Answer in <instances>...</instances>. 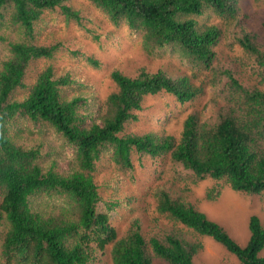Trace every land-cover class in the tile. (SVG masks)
<instances>
[{
    "label": "trees",
    "instance_id": "trees-1",
    "mask_svg": "<svg viewBox=\"0 0 264 264\" xmlns=\"http://www.w3.org/2000/svg\"><path fill=\"white\" fill-rule=\"evenodd\" d=\"M78 3L0 0L6 51L0 53V264H195L201 237L222 244L238 264H264V224L257 214L249 217L250 235L241 245L181 196L184 187L157 190L152 210L126 200L130 181L155 159L181 168L186 184L215 181L207 200H217L223 184L264 195V35L244 25L240 0ZM48 12L90 34L94 21L126 27L153 60L178 52L205 70L225 35L211 19H236L257 84L218 67L226 80L212 81L220 103L213 99L207 111L192 110L178 135L137 129L149 97L164 96L174 109L193 103L202 88L162 66L144 65L134 75L113 69L115 87L105 98L88 92L87 83L53 61L69 53L95 68L100 63L61 41L41 44ZM150 217L174 223L172 229L157 234Z\"/></svg>",
    "mask_w": 264,
    "mask_h": 264
},
{
    "label": "rangeland",
    "instance_id": "rangeland-1",
    "mask_svg": "<svg viewBox=\"0 0 264 264\" xmlns=\"http://www.w3.org/2000/svg\"><path fill=\"white\" fill-rule=\"evenodd\" d=\"M78 1L81 0H76L79 5ZM240 5L244 14L242 18L244 25L249 31L262 37L264 35L262 29L264 0H240ZM46 20L48 25L42 27L39 32L41 33V44L61 41L73 50L80 48L85 55L93 56L99 61L100 67L95 68L85 58L70 57L69 53H60L59 57L53 61L57 70L66 67L76 74L75 77L87 83L86 90L88 92L91 90L98 91V94L105 98L115 87L110 76L113 69L134 75L144 65H151L154 68L162 66L174 73L175 76H185L194 86L202 88L201 93L198 94L193 103L185 106L179 105L174 109L164 96L149 97L150 106L147 104V110L144 112L146 118L141 119L135 125L140 130H157L160 133L178 135L182 121L192 110L203 109L207 111L209 105H213V99L220 103L223 97L218 94L219 86L212 84V81L224 85L226 80L222 75H219L218 67L234 71L235 75L247 85L257 84L252 56L245 53V49L237 40L239 37L236 19L227 17L211 19L212 22L224 27L225 35L222 42L214 48L216 56L209 70L193 66L178 52L169 51L165 58L153 60L139 36L133 34L126 27L113 26L105 21H103L104 24L94 21L90 24L91 27H88L92 31L90 34L86 29L72 23H66L57 12H48ZM93 35H98L97 38L99 39H94ZM0 53H2L1 57L6 54L4 46H0ZM166 60H170V62ZM37 65H43V61H38ZM262 88L264 89V85ZM156 121L158 122L155 126ZM49 139L53 144H56L51 137ZM152 162L144 166L143 169L140 168L142 172L140 173L141 170H139L136 180L130 181L126 188L128 192L126 200L129 204L137 208H145L146 206L152 210L153 206L155 207L154 196H156L157 190L162 187L170 189L174 184L180 188L184 187V191L180 192L181 196L203 212L208 219L219 223L241 245L248 241L250 235L248 219L252 214L259 215L264 224V195L235 192L223 184L219 198L214 201L207 200L206 190L215 181L205 179L186 184L185 180L181 178L182 172L179 170L181 168L178 169L169 160L155 159ZM162 170H167L168 173L162 174ZM150 218L152 219V217ZM173 224L161 217L158 222L152 219L153 227L157 225V234L168 232L172 229ZM175 225L182 227L180 224ZM200 240L202 247L195 256V264H238L236 257L222 244L210 237H201ZM261 255L264 256V251ZM96 264L107 263L103 259Z\"/></svg>",
    "mask_w": 264,
    "mask_h": 264
},
{
    "label": "clouds",
    "instance_id": "clouds-1",
    "mask_svg": "<svg viewBox=\"0 0 264 264\" xmlns=\"http://www.w3.org/2000/svg\"><path fill=\"white\" fill-rule=\"evenodd\" d=\"M222 227V226H221ZM230 235V234H229ZM231 236V235H230ZM232 237V236H231ZM233 238V237H232ZM234 239V238H233Z\"/></svg>",
    "mask_w": 264,
    "mask_h": 264
}]
</instances>
